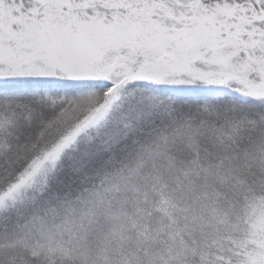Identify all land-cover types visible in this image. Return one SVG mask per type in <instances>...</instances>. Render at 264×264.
<instances>
[{
  "label": "snow or ice",
  "instance_id": "snow-or-ice-1",
  "mask_svg": "<svg viewBox=\"0 0 264 264\" xmlns=\"http://www.w3.org/2000/svg\"><path fill=\"white\" fill-rule=\"evenodd\" d=\"M96 90L103 102L33 155L8 192L49 168L61 169L58 191L71 187L133 129L184 107L170 101H242L238 118L264 127V0H0V152L42 136ZM96 129L95 141L65 155ZM225 239L196 259L264 264V232L247 209Z\"/></svg>",
  "mask_w": 264,
  "mask_h": 264
},
{
  "label": "trees",
  "instance_id": "trees-1",
  "mask_svg": "<svg viewBox=\"0 0 264 264\" xmlns=\"http://www.w3.org/2000/svg\"><path fill=\"white\" fill-rule=\"evenodd\" d=\"M169 103L184 107L162 112V122L155 126L148 122L135 128L123 148L71 187L58 191L61 169L56 168L43 175L41 186L25 188L23 214L10 219L14 226L5 222L0 241L15 243L10 231L26 229L30 234L25 238L35 236L46 247L55 241L72 242L63 263L51 264H147L152 250L161 253L154 259L158 264H201L196 257L213 241L225 239L245 209L264 232L261 122L238 118L245 108L242 101L198 98ZM84 107L81 115L69 109V116L81 119L88 111ZM54 124L58 120L45 126L42 136L23 141L12 155L0 152V194L33 155L57 139L58 132L47 140L51 125L58 127ZM99 131L86 133L65 155L83 150ZM56 212L58 219L52 223ZM43 226L47 229L36 232ZM25 261L45 264L37 256Z\"/></svg>",
  "mask_w": 264,
  "mask_h": 264
},
{
  "label": "rangeland",
  "instance_id": "rangeland-1",
  "mask_svg": "<svg viewBox=\"0 0 264 264\" xmlns=\"http://www.w3.org/2000/svg\"><path fill=\"white\" fill-rule=\"evenodd\" d=\"M103 99H104V97L102 95H100L99 92L95 91L91 96L85 95L81 98H78L74 104L67 106V110L65 111L63 117L58 120L59 126L56 127V126L51 125V128L49 129V131H51V132L48 135L47 140L55 138L57 132L60 134V136H59V138H60L62 135H64L68 130H70L77 123L76 122V123L71 124V123L66 122L67 118L72 119L69 116V112H68L69 109L75 113H80L78 108L80 106H83V107L86 106L88 109V111L85 113V115H86L97 104L102 103ZM83 116L84 115H82L81 118ZM54 125H58V124H54ZM68 125H70V126H68ZM98 130H100V129H96L95 131H98ZM133 130H132V132H133ZM131 134H130V136H131ZM130 136H129V138H130ZM58 139H55V140H58ZM78 142L79 141H77V143ZM139 167H140V164L138 165V168ZM52 170H53V168H49L46 172H42L41 174L37 175L31 183L25 185L23 188H21L19 190H15L12 193H10L8 191H4L3 193H1L4 197V199H3V202H0V234L7 229L5 222L9 221L12 217H13L12 220L14 218L16 220H18L19 217L21 216V214H23L21 206L24 204V202L21 199V194H22L21 192L25 188L29 187L31 184H34V185L37 184V186L38 185L41 186L43 184L42 183L43 182V180H42L43 175L47 174L48 172H51ZM71 204H72V202H71ZM70 211L71 212L73 211L72 208H70ZM57 219H58V212H56V214H54L52 216V223L56 222ZM10 222H11V224H13V222L11 220H10ZM86 224L87 223H85L84 221L82 222V225H86ZM263 228H264V222H263ZM46 229H47V227L43 226L39 230H37L36 232H41L42 230H46ZM52 229H53V227H50V230H52ZM29 234H30L29 230H26V229L18 230L15 232L10 231L9 236H12L14 238L13 240L15 243H9L6 240L4 243L0 244V264H30V263L25 261V257L31 259L32 257L38 256L40 254V252L42 250V245H41L40 241L38 240L37 237H32V236L27 237V238L24 237L25 235L28 236ZM133 238H135L136 242L138 241V238L135 234L133 235ZM169 241L170 240H166L165 243L170 244ZM89 242H90V240H89ZM92 245H94V244H92ZM99 251H100V249L98 250V252ZM190 251H191L190 249H187V252H190ZM152 252L153 253L150 254L152 257V260L150 262H147V264H158L155 261H157L158 255L161 256V253L157 254L156 251L154 252V250H152ZM192 254H194V253L192 252ZM154 259H155V261H154Z\"/></svg>",
  "mask_w": 264,
  "mask_h": 264
}]
</instances>
